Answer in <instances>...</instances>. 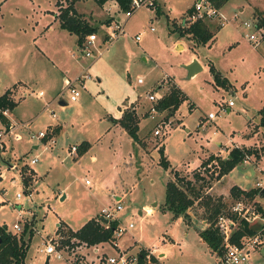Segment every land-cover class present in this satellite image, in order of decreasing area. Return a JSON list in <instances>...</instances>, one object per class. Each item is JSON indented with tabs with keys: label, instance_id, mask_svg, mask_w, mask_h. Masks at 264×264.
I'll use <instances>...</instances> for the list:
<instances>
[{
	"label": "rangeland",
	"instance_id": "obj_1",
	"mask_svg": "<svg viewBox=\"0 0 264 264\" xmlns=\"http://www.w3.org/2000/svg\"><path fill=\"white\" fill-rule=\"evenodd\" d=\"M50 1L53 0H10L3 4L0 21L5 35L1 38L14 32L17 24L26 23L25 16L41 17ZM196 1L153 0L155 8L143 7L130 19L125 14H118L114 4L99 8L91 0L77 2L76 9L93 23L92 26H99L114 16L126 22L125 34L113 44L101 46V55L93 54L97 58H86L83 54V62L76 65L75 60L70 59L75 51L72 46L75 41H58L57 46L61 47L52 59L65 62L70 70L65 71L67 69L63 67L51 72L50 63L42 58L40 60L48 71L45 81L35 84L34 81L31 90H25V97L22 90L17 99L10 96L14 102L21 98L11 117L14 121L15 114L21 119L34 117L30 127L32 133L37 135L46 130L49 134L52 131L49 136L55 140V144H49L48 140L33 139V143L48 148L43 151L39 145V149L34 150L28 137L16 128L9 134L13 149L8 152L6 137L0 150L5 164L17 166L13 170L2 166L0 227L19 235L28 225L33 237L25 264H44L47 256L40 251L46 240L55 237L59 238V249L64 250L65 256L73 253L86 255V260L94 259L93 247L78 248L77 241L68 236V231L75 232L92 217L99 218L103 210L116 212L122 227L133 224L134 228L122 237H116L113 244L100 246L99 253L115 256L117 249H121L134 255L146 250L155 251L152 258L156 260L151 258L145 264H222L219 255L214 254L198 234L208 218L204 206L206 200L196 201L189 210V217L181 218L182 221L161 209L166 200L167 182L174 177L171 170L166 171L160 165L161 150L172 169L190 179L194 178V172L210 178L211 173L207 174L201 166L211 156L226 158L234 148L256 152L225 180L213 181L212 187L204 191V198L210 196L223 202L227 213L238 201L231 196V184L246 190L258 188V183L264 184V127L261 126L264 116V38L259 29L246 26L249 22L259 26V8L254 9V4L247 0H229L219 8L228 19L225 26L221 28L220 23L210 22L211 27L221 28L214 43L194 52L189 40H179V35L172 32V24L181 26ZM67 3L61 0L58 12ZM158 6L163 10L161 16L156 14ZM255 10L257 13L254 14ZM103 28L104 25L99 26L100 37ZM251 35L258 38V43L250 41ZM136 36L141 38L139 42ZM22 38L20 42L26 43L28 39ZM184 46L186 50H183ZM193 55L199 57L207 70L190 78L184 66ZM210 65L223 75L227 86L215 80ZM10 72V66L0 61V95L3 83L11 80ZM66 72L71 80L78 75L84 79V89L79 88L80 97L74 103L69 102L70 95L60 82ZM139 79H143V84L138 83ZM176 84L188 100L170 119L158 112L153 116L151 111L156 104L147 99L148 93L159 92L160 88L164 96ZM46 85L52 91L47 92V97L53 98L56 90L62 96L43 110L47 98L38 99L31 91L45 89ZM128 97L135 102L126 101L123 110L137 111L139 136L146 141V147L135 143L128 134L111 128L112 124L105 116L108 106L117 108ZM60 99L67 106H59ZM230 102L233 103L231 107ZM148 112L149 116L146 115ZM210 114L217 118L207 120ZM50 118L63 124V129L58 126L46 129L52 122ZM6 128L0 123V131ZM156 130H161L162 135L155 136ZM83 142L89 144V150L80 155L78 149ZM216 142L223 143L224 147L220 149ZM73 146L76 155L70 156L69 150ZM35 157L38 163L30 168L29 162ZM20 171L29 179L27 187L22 183ZM25 189L29 191L25 192ZM29 192H32V198ZM18 193L22 194L19 201L15 199ZM119 199L123 207L120 212L117 210ZM242 200L256 207L261 206L260 200L264 204V198L260 197L255 201ZM154 203L159 205L155 214L151 206ZM16 224L20 225V232L14 231ZM49 264L69 263L51 257ZM247 264H264V244L252 253Z\"/></svg>",
	"mask_w": 264,
	"mask_h": 264
},
{
	"label": "trees",
	"instance_id": "obj_2",
	"mask_svg": "<svg viewBox=\"0 0 264 264\" xmlns=\"http://www.w3.org/2000/svg\"><path fill=\"white\" fill-rule=\"evenodd\" d=\"M68 3L66 7L60 11L58 19L60 22V28L70 35H74L77 38V45L81 49L85 43L87 36L92 34H98L99 26H109L114 21H118L116 17L112 16L105 20L99 26L90 25L83 15L78 14L74 8L75 4L81 0H66ZM99 8H105L109 4L117 6L118 14H125L128 12L132 5V0H91ZM217 8L225 6L229 0H209ZM155 8V5L153 6ZM157 16L163 15L161 7H156ZM193 12L192 8L188 10L187 14ZM260 20L259 28L264 27V17L259 14ZM220 27H211L210 21H198L194 24H189L188 21H184L181 26H178L175 22L172 24V32L179 35L180 39H187L191 42V49L196 52L201 47H207L214 39ZM210 71L214 75V78L220 85L227 86V80L223 79V75L213 66L210 65ZM188 100V97L184 92L175 86L171 91L164 95V97L156 104V111L160 115L166 114V119L174 117L180 109L181 105ZM17 103L10 98V93L7 91L3 95H0V123L8 126V120L3 114L4 111L11 112L15 109ZM149 116V112L146 114ZM203 119V118H202ZM203 121V120H202ZM125 132L135 141V143L146 146L145 140L139 136L140 132V118L136 110H127L119 120H115ZM261 126L264 127V116L261 121ZM89 148V144L83 142L79 146V153L83 155ZM256 155V152L246 148H234L228 157L221 158L218 156H211L208 161L202 164V168H205L208 173H211L210 178L201 174L200 172H194V178L181 177L179 172L172 169V165L166 157L163 150H161L160 165L166 170H171V174L174 177H170V180L166 185V200L162 205L163 212H171L175 219H185L189 217V210L195 205L198 200H206L205 207L208 214L206 221L211 226L205 230L200 231L199 235L203 241L209 246V248L221 256L223 252L222 243L223 239L215 229L214 225L217 218L226 212V205L221 201H215L212 197L206 196L204 198L206 189H210L213 181H220L225 176L230 174L236 167L243 164L247 158ZM210 166V168H208ZM209 169H213L212 171ZM197 171V170H196ZM22 183L24 186H28L29 179L24 176ZM231 196L233 199L242 200L248 199L255 201L257 197L264 198V191L262 188H252L250 190H243L238 186L231 188ZM237 202V201H236ZM259 213L264 216V210L262 206L257 207ZM120 226L119 221L109 222L107 228H105L104 221H100L99 218H92L88 220L81 228L73 232L68 231V236L77 241L75 245H84L92 247L101 243H114L116 241L115 233ZM261 227L251 226L245 221L241 222L240 229L235 233L233 237V243L240 245L243 237L247 235H255ZM59 232V231H58ZM57 232V233H58ZM33 233L29 229L28 225L24 227L21 234L8 232L6 227H0V264H25L27 251L30 246ZM147 251L140 252V261L138 264L146 263ZM152 258V257H151ZM152 260H156L152 258Z\"/></svg>",
	"mask_w": 264,
	"mask_h": 264
},
{
	"label": "built area",
	"instance_id": "obj_3",
	"mask_svg": "<svg viewBox=\"0 0 264 264\" xmlns=\"http://www.w3.org/2000/svg\"><path fill=\"white\" fill-rule=\"evenodd\" d=\"M154 3L153 0H132L131 8L128 12L125 13V16L127 19H130L133 14L143 8V7H153ZM193 12L191 14H188V17L185 19V21H188L189 24H194L198 21H210V22H218L221 25V28L225 26L227 22V18L223 14V12L217 8L212 2L209 0H197L194 6L192 7ZM109 11V10H108ZM125 25L126 22H122L121 20L114 21L111 25L105 26L103 28L104 33L100 37L99 34H92L87 36L85 39V43L83 47L81 48V52L85 55L86 58H92L96 56H100L101 52L99 51L101 46L103 45H109L116 42L120 37H122L125 34ZM246 26L248 28H254L259 29L258 31L262 34L261 38H264V29L259 28L258 26L253 25L251 22L246 23ZM154 31V29H152ZM250 41H253L255 44L258 43V38L255 35H251L249 37ZM141 38L139 36L136 37V41L139 42ZM96 53V56L93 54ZM64 81V90L67 91L70 95L69 102H76L78 98L80 97V91L79 88H82L83 85L81 83V79L77 78L75 80L69 81L66 78H63ZM139 84H143V79H139ZM62 95H59L58 98H60ZM164 96L161 94V90L159 88L158 91H152L149 92L147 95V99L153 103L157 104ZM61 100V99H60ZM229 106H233V103L230 102ZM6 112L4 111L3 114L6 115ZM152 115L154 116L157 114V111L155 108L151 111ZM152 116V118H153ZM54 117V115H53ZM217 116L214 114H210L208 116L209 120H215ZM18 128H24L26 130H29V124H22V125H8L7 128L4 131H0V150L2 149V144L4 142V139L8 137V135L15 129ZM52 135V131L49 133ZM49 134L45 131H39L37 135H34L32 132H30L29 139L33 141H46L49 144H54L55 140L52 136H49ZM162 135L161 130L155 131V136ZM72 154L76 152V147L73 146L70 151ZM3 159V152L0 151V182L4 179V173L2 170V166H5L8 169H15L17 166L15 164H5V162L2 161ZM38 163V158L35 157L30 160L29 166L32 168L35 164ZM19 175L21 178H23V174L21 171L19 172ZM258 188L264 189V184L258 183ZM29 191L28 189H25V192ZM29 197L32 198V192H29ZM22 198V194L18 193L15 196V199L19 201ZM117 210L120 212L123 210L122 207V201H117ZM117 213L113 210H103L100 212L99 219L100 221H104L105 228H107V225L109 222L119 221L120 226L117 229L115 233V237H122L125 232L128 230H131L134 228L133 224H130L128 227L124 226L122 227L121 221L119 220L118 216H116ZM245 221L251 226H255L257 223L260 222L261 228L258 230V232L255 235H247L242 238L241 244L237 245L233 243V237L235 233L240 229L241 222ZM204 228L203 230L209 228L211 226L210 223L207 221L203 223ZM215 229L218 231L219 235L223 239L222 248L223 252L222 255L219 256L222 264H247L249 261L250 256L253 252L258 250L263 244H264V216L259 213L257 207L254 204H248L245 200H239L234 203L232 206L230 212L221 214L214 225ZM14 231L20 232L21 227L20 225L16 224L13 226ZM59 238L55 239L51 238L46 240V244L44 246V249L40 252L43 253L46 256H49V258L53 257L57 260H63L65 262L68 261L69 264H95L97 260V264H138L140 261V254H132L130 255L128 251L117 249V254L115 256H106L105 253H99L100 246L109 243H101L93 247V253L95 254V258L92 260H86V255L81 254H73L68 253L69 255H64V250L59 249ZM113 244V243H112ZM111 244V245H112ZM109 245V247H111ZM78 248H84L87 249V246L84 245H78ZM91 248V247H90ZM114 248H117V245L114 244ZM119 248V247H118ZM73 251V250H72ZM146 260H151V257L154 255L155 251H152L151 253L147 251Z\"/></svg>",
	"mask_w": 264,
	"mask_h": 264
},
{
	"label": "crops",
	"instance_id": "obj_4",
	"mask_svg": "<svg viewBox=\"0 0 264 264\" xmlns=\"http://www.w3.org/2000/svg\"><path fill=\"white\" fill-rule=\"evenodd\" d=\"M9 1L10 0H2L0 2V19L2 16L1 15V6L5 3L9 2ZM60 1L61 0L50 1L49 6L46 9H44L45 11H43L42 16L39 18H36L34 16H30V18H29L28 16H25V22L26 23H23L21 25L17 24L15 31L12 32L11 34H9L8 36L4 37V38H1L5 34H4V30H3V27H2L1 21H0V61H1V63H5L6 65H9L10 70H11V72H10L11 73L10 74L11 80L8 79L6 82L3 83V85L1 86L2 87L1 92H3V93L1 95H3L5 92L8 91L10 93V96L13 95L14 99H17L19 97L18 92H20V90H22L21 92L23 93V96L25 97V96H27L25 90H31V86H32V83L34 81H35L34 84L36 82H41L43 80L45 81V78L48 74V71H47V67H45L43 62H41V60H40L42 58L50 63V71L51 72H57L60 70L59 68L62 69L63 67H65L64 69H67L65 71H68V69L70 68L68 66V64L66 65L65 62H63V63L61 61L57 62V61H54L52 59L53 56L55 55L56 51L61 47V45L57 46L58 41L59 42L75 41L74 45L72 44L73 50H75V51H73V53L71 54L70 59L75 60V65L83 62V60H84L83 53L81 52V49L77 45L76 36L70 35L68 32H66L60 28V22L58 19V16L60 13V12H58V6H59ZM247 2L253 3L254 9L256 7L259 8V12L264 17V9H263L264 8V0H247ZM52 5H53V8L49 9L50 6H52ZM75 6H76V4H75ZM75 6H74V8H75L76 12L78 14L83 15L84 19H86L90 25H93V23L90 22V20L88 18H86V16L83 13L78 12V10L76 9ZM108 10L111 11V8H108ZM241 12H243V10H241ZM255 13H257L256 10L254 11V14ZM219 31H218V33H219ZM218 33L216 34L215 39L207 47H210L214 43V41L216 40V38L218 36ZM22 36H24V38L28 39L26 43H24V41L20 42V39H23ZM18 37H21V38H18ZM17 38L19 39L18 42H16V40H15ZM51 44H52V47H51ZM180 46H181V43L177 45V48H179ZM183 50H186L185 46L183 47ZM95 58H97V57H95ZM194 59H197L199 61V63L203 67V70H207L206 65L196 55L192 56L188 65L191 62H193ZM17 72H19V74ZM22 72H24V74H22ZM78 76L79 77H77V76L76 77L81 79V83L83 85L84 79L82 77H80V75H78ZM63 78H66L69 81H72V80L67 77V72L62 74V77L60 78V82H62L63 88H64ZM77 78H75V79H77ZM75 79H73V80H75ZM14 88L17 89V91H14L13 90ZM82 89H84V85H83ZM12 91H14V93ZM49 91H51V89L47 85L45 86V89H41L37 92L31 91L33 94L36 93L35 97L38 99H43L45 97L47 98L46 100H48V101H46V104L42 108L43 110L44 109L47 110L49 108V106L52 104V101L57 100L59 95H60V92L58 90H56L53 94L54 95L53 98L51 97V95H48V97H47V92H49ZM129 98L130 97L122 100L123 103L121 105H118L117 108L108 106L107 107L108 111L106 112V115H105L108 118L109 122H111V124H112L111 128L119 130L124 134H127V133L118 124L115 123V120H119L122 118L123 113H124L123 105L125 104L126 101L129 100ZM129 101L135 102V100H129ZM20 102H21V98L19 99V101H16L17 106L15 107V109L18 107ZM63 103H65V102L61 99L59 106L63 107L64 106ZM65 106H67V103ZM14 110L9 112L7 115L8 124L9 125L10 124H13V125L29 124V130H26L24 128H18V130H17V132H22L21 134L22 135L25 134L29 139V132H32L30 127L34 123V117L28 118V119H21L20 117L16 116V114H15L13 116L15 117L16 121H14L11 118L12 114H14ZM228 112H230V111H228ZM53 119H55V118H50V120L52 122L49 125H47L46 129L48 127H53V126H58V127H61L63 129V124L56 123L55 120H53ZM207 120H209V119H207ZM108 130H111V129H108ZM29 141L33 145L32 149H34V150L39 149V145L43 147L42 144H35V143H33L34 141H32L30 139H29ZM5 144L7 146L8 152L13 149L12 146L14 143L10 139L9 135H8V138L6 139ZM145 144H146V141H145ZM216 145L220 149H221V147H224V144L221 142H216ZM143 147H146V146H143ZM44 149L45 148L43 147V151H48V148H47V150L46 149L44 150ZM224 149H227V148L225 147ZM88 150H89V148H88ZM88 150L85 153H87ZM70 151L71 150H69L70 156L76 155V153L72 154ZM225 179H226V176L223 178V180H225ZM233 186H237V185H233ZM233 186L231 184V187H233ZM241 189L246 190L244 188H241ZM258 203L261 204V206L264 210V204L261 202V200L258 201ZM151 206L154 207V209H152L153 210L152 212H153V214H155L156 210H158V208H159V205L157 203H154ZM147 209H148V207H147ZM141 214H143V213L140 212V215ZM95 217H92V218H95ZM178 220L182 221V219H178ZM204 222H206V221H204ZM85 223L86 222H84L81 225V227ZM256 223L257 224L255 226L261 227L262 224L260 222H256ZM144 248H146V247H144ZM146 249H150V248H146ZM160 255H164V254H160Z\"/></svg>",
	"mask_w": 264,
	"mask_h": 264
},
{
	"label": "water",
	"instance_id": "obj_5",
	"mask_svg": "<svg viewBox=\"0 0 264 264\" xmlns=\"http://www.w3.org/2000/svg\"><path fill=\"white\" fill-rule=\"evenodd\" d=\"M184 67L188 71L190 78L195 77L197 74H199L200 72L203 71V67L201 66V64L199 63V61L197 59H194L192 63H190L189 65H186ZM63 105L65 106L66 103H63ZM263 191H264V189H263ZM49 259H50L49 256H47L44 264H49Z\"/></svg>",
	"mask_w": 264,
	"mask_h": 264
}]
</instances>
